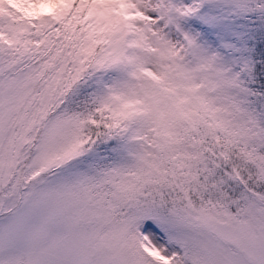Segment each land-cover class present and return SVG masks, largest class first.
<instances>
[{"label": "snow or ice", "instance_id": "1", "mask_svg": "<svg viewBox=\"0 0 264 264\" xmlns=\"http://www.w3.org/2000/svg\"><path fill=\"white\" fill-rule=\"evenodd\" d=\"M0 264H264V0H0Z\"/></svg>", "mask_w": 264, "mask_h": 264}]
</instances>
